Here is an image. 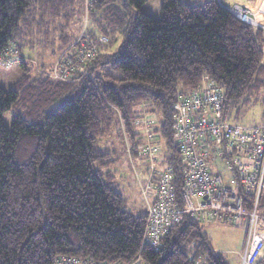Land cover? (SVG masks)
I'll return each mask as SVG.
<instances>
[{"label":"trees","instance_id":"16d2710c","mask_svg":"<svg viewBox=\"0 0 264 264\" xmlns=\"http://www.w3.org/2000/svg\"><path fill=\"white\" fill-rule=\"evenodd\" d=\"M83 1L0 0V58L16 47L32 48L34 39L54 46L53 57L63 53ZM147 1H91L84 33L97 53L84 62L86 74L62 82L49 72L32 78L20 61L12 87L0 86V264H53L63 255L106 263L228 264L191 213L182 214L158 249L143 243L146 207L126 208L107 170L114 160L99 142L117 128L130 155L144 147L149 154L151 138L144 140L138 120L154 114L157 128L150 129L166 139L162 161L173 167L182 206L174 106L209 83L223 91L232 119L255 103L264 106V29L240 21L217 0H162L159 19L140 10ZM10 110L6 127L3 115ZM247 199L251 204V195ZM258 206L264 213V194Z\"/></svg>","mask_w":264,"mask_h":264},{"label":"built area","instance_id":"2783aa9c","mask_svg":"<svg viewBox=\"0 0 264 264\" xmlns=\"http://www.w3.org/2000/svg\"><path fill=\"white\" fill-rule=\"evenodd\" d=\"M86 10L92 0H84ZM240 21L264 29L252 11L241 4L217 0ZM82 38V39H81ZM99 40L107 41L100 36ZM66 50L67 54H65ZM97 44L85 35L72 43L59 56L53 76L60 81H71L86 74L84 62L96 56ZM65 54V55H64ZM6 63L12 59L7 56ZM223 91L208 84L192 90L174 106L173 137L178 146L183 181L180 206L176 197L173 167L155 159V147H149L150 181L143 190L146 201V225L143 243L158 249L170 228L180 222L183 213H191L198 221L246 223L242 264H255L264 249V213L259 210V199L264 194V122L255 125L232 123L225 111ZM223 162L228 174L218 171ZM251 195L252 202H248ZM53 264H139L138 258L129 263H106L92 258L63 255Z\"/></svg>","mask_w":264,"mask_h":264},{"label":"rangeland","instance_id":"374dc122","mask_svg":"<svg viewBox=\"0 0 264 264\" xmlns=\"http://www.w3.org/2000/svg\"><path fill=\"white\" fill-rule=\"evenodd\" d=\"M183 1L199 5H203L204 3V0ZM161 2L162 0H149L141 6L140 10L155 19H159ZM78 8L79 16L77 15L75 17V20L77 21L71 23L70 25L72 27L70 28L72 33L71 35L75 36L70 42V45L75 43L79 37L85 35L84 31H86L85 28L88 26L87 13L89 12L88 10H90V8L86 10L85 1H83L82 7L79 6ZM79 26L80 28H78ZM86 33H88V31ZM52 42L57 44V39L52 40ZM45 43L49 44L50 40H46ZM119 43L120 38H118L113 43L112 48L118 46ZM31 44L33 45L32 48H29L28 45H26L23 50L18 51L16 47V51L13 50L11 52H7L6 55L9 57V59H12L11 63L9 64L6 63L5 57H3L2 60L0 59V86L5 89L12 87V84L22 73L18 66L20 61H26L27 68L29 69L30 76L32 78L42 77L41 75H43V72L44 75H46L45 73L47 72L50 73V76L53 75L55 63L62 52L53 57L51 52L55 49L54 46H49L47 48L46 46L42 47L41 45L37 44L35 39ZM70 45L68 44L67 46L69 47ZM52 80L60 81V79H57L54 76ZM152 115L153 114L151 113L144 115L138 120L139 124L143 125L145 129L149 126L157 128V123L154 122L152 124L150 120H148V118L152 117ZM11 116V110L5 112L3 115V123L6 127H10ZM228 121L232 123L239 122L244 125H255L262 123L264 122V106L259 103H255L251 106L243 108L239 119L236 120L229 118ZM144 130H142L144 133V140L152 137L151 140H149L153 147H156L158 150L154 153L153 157L156 159L158 156H168L169 151L166 139L159 133L155 134L151 133V131ZM118 133V129L114 128L112 133L103 138L99 143L105 151L111 154V158L114 160L107 170L113 174L115 178V187L123 195L126 201V208L130 211H140L141 209H145L147 203L146 201L149 199V196L144 193L143 189L147 186L151 176L153 175V168L160 170L161 164L155 163L153 166H151V162L149 161L150 158H147V155L149 157L150 154L146 153L144 150L141 155H130L128 152V147H126L127 140L125 138L119 137ZM216 163L218 171L221 174H228L223 162ZM201 226L202 231H204L209 237L213 248L222 253L228 264H242V255L246 236V223L244 221L230 222L214 219L212 221L201 222ZM260 259L256 264H262L260 263Z\"/></svg>","mask_w":264,"mask_h":264},{"label":"crops","instance_id":"0c3cea01","mask_svg":"<svg viewBox=\"0 0 264 264\" xmlns=\"http://www.w3.org/2000/svg\"><path fill=\"white\" fill-rule=\"evenodd\" d=\"M225 2H227V3H230V2H237V3H240L241 5H243V6H245V7H248L251 11H252V13H253V17L259 22V23H261V24H263L264 25V0H224ZM185 2H187V1H185ZM263 51H264V44H263ZM263 63H264V56H263ZM154 119H156V116L153 114L152 115V117H150V118H148V120H150V122L152 121V120H154ZM147 120V121H148ZM144 130V129H143ZM146 131H151V133H153V131H152V129H150V126L149 127H147L146 129H145ZM144 130V131H145ZM152 138V137H151ZM149 143H150V145L149 146H151L152 144H151V142L150 141H148ZM147 143V142H146ZM145 148V147H144ZM144 148H142L140 151H141V153L140 154H142V152H143V150H144ZM156 151H158V150H156ZM148 157V156H147ZM163 158V156L162 157H157V161H159L160 159H162ZM261 258V259H260ZM260 260H261V263L262 264H264V249H263V251H262V253H261V255H260ZM258 259V260H259ZM257 260V261H258ZM257 261H256V263H257ZM255 263V264H256Z\"/></svg>","mask_w":264,"mask_h":264},{"label":"water","instance_id":"95a60500","mask_svg":"<svg viewBox=\"0 0 264 264\" xmlns=\"http://www.w3.org/2000/svg\"><path fill=\"white\" fill-rule=\"evenodd\" d=\"M123 1H126V0H123Z\"/></svg>","mask_w":264,"mask_h":264}]
</instances>
